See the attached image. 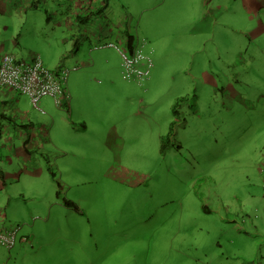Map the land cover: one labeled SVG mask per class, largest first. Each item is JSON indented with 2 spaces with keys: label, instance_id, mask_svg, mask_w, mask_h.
<instances>
[{
  "label": "rangeland",
  "instance_id": "rangeland-1",
  "mask_svg": "<svg viewBox=\"0 0 264 264\" xmlns=\"http://www.w3.org/2000/svg\"><path fill=\"white\" fill-rule=\"evenodd\" d=\"M122 1L140 10L142 80L122 77L119 45L118 71L91 39L70 61L45 24L22 30L0 16V57L20 39L19 58L61 62L72 118L85 124L53 140L65 152L54 178L22 174L7 187L3 223L27 241L0 246V264H264V0ZM49 99L40 110L27 100L44 122L58 110Z\"/></svg>",
  "mask_w": 264,
  "mask_h": 264
},
{
  "label": "crops",
  "instance_id": "crops-1",
  "mask_svg": "<svg viewBox=\"0 0 264 264\" xmlns=\"http://www.w3.org/2000/svg\"><path fill=\"white\" fill-rule=\"evenodd\" d=\"M139 11L122 0H0V16H18L22 30L37 26L40 29L44 24L51 29L55 55L70 57L71 61L72 55L79 51L80 42L91 39L102 45L100 49H108V54H113L117 71L119 54L115 45L126 49L129 39L134 44V22ZM19 40L8 51L25 57L26 50L22 49ZM4 48V45L0 46V49ZM38 57L45 68L62 67L61 62L53 66L52 60L41 54ZM67 93V102L57 107L54 115L44 122L27 106L29 99L26 96L17 95L10 89H0V209L3 211L0 215L4 214L0 216L1 223L7 219L5 209L13 195L12 192V195L8 194L7 187L19 181L22 174L36 177L44 171H51L50 164L55 155L63 163L65 152L54 155L52 150H56V145L53 140L85 127L84 123L73 120L72 96L68 90ZM48 100L49 97H42L39 105L48 106ZM17 241H27L20 231L17 232Z\"/></svg>",
  "mask_w": 264,
  "mask_h": 264
},
{
  "label": "built area",
  "instance_id": "built-area-1",
  "mask_svg": "<svg viewBox=\"0 0 264 264\" xmlns=\"http://www.w3.org/2000/svg\"><path fill=\"white\" fill-rule=\"evenodd\" d=\"M126 51L119 52L122 58V77L132 80L146 78L151 61L136 51L133 45L131 49L126 48ZM67 74L66 69L50 71L44 68L37 55L28 60L13 53H5L0 57V89H10L26 96L36 109H39V101L45 96L51 98L57 107L67 102ZM18 230V226H7L0 222V246L10 250L16 243Z\"/></svg>",
  "mask_w": 264,
  "mask_h": 264
},
{
  "label": "trees",
  "instance_id": "trees-1",
  "mask_svg": "<svg viewBox=\"0 0 264 264\" xmlns=\"http://www.w3.org/2000/svg\"><path fill=\"white\" fill-rule=\"evenodd\" d=\"M132 41L131 39L128 40V43H127V48H132ZM185 98H179L176 100V102L173 104V106L171 107V112L173 114V116H178V106L180 104H182L183 102H185ZM176 125V122H171L170 123V126H169V129H168V133L163 137L161 138V142H160V150L161 152H163V150L165 148H167L169 146V141L171 140L170 138L172 137L173 135V131H174V127ZM51 177L54 178L55 177V174L51 171L50 173ZM59 186V184H57ZM58 195V194H57ZM65 205H67L68 207H71L73 208L74 210H77V207L75 206V204H73L72 202L70 201H65Z\"/></svg>",
  "mask_w": 264,
  "mask_h": 264
}]
</instances>
